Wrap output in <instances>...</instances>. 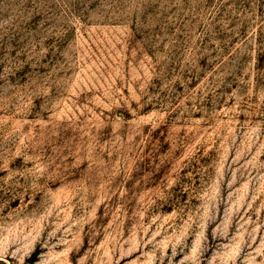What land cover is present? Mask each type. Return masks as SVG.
<instances>
[{
	"label": "rangeland",
	"instance_id": "rangeland-1",
	"mask_svg": "<svg viewBox=\"0 0 264 264\" xmlns=\"http://www.w3.org/2000/svg\"><path fill=\"white\" fill-rule=\"evenodd\" d=\"M0 264H264V0H0Z\"/></svg>",
	"mask_w": 264,
	"mask_h": 264
}]
</instances>
